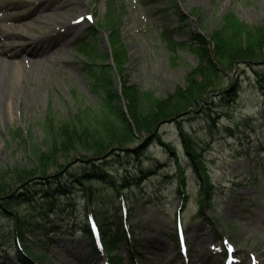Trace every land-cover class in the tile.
Masks as SVG:
<instances>
[{
    "label": "rangeland",
    "instance_id": "374dc122",
    "mask_svg": "<svg viewBox=\"0 0 264 264\" xmlns=\"http://www.w3.org/2000/svg\"><path fill=\"white\" fill-rule=\"evenodd\" d=\"M10 1L14 4L10 5ZM73 1V6L65 5L56 11L66 19L79 18V30L68 44L61 43L58 49L46 53L42 60L48 63L39 78L25 76L14 114H0V167L17 168L29 163L28 143L42 140V127L49 116L61 121L73 115L78 106L74 92L86 106H98L99 95L91 89L84 68L88 56L81 42L90 39L99 54H112L110 33L101 28L112 2L120 20L129 84L151 91L158 98L184 86L186 75L198 64L197 55L188 46L172 43H186L188 30L208 36L230 12L248 26L264 23V0H177L182 12L190 16L185 24L179 20L171 0H82V5L76 4L81 0ZM0 4V29L12 36L14 43L26 46L30 44L29 37L44 36L46 30L39 24L20 26L33 17L29 16L31 7L19 0H0ZM12 13L20 15L21 20L3 19ZM38 15L51 29L62 26L55 11ZM98 25L100 30L91 36V27ZM25 58L29 57L20 54L15 59L20 75ZM106 61L114 65L112 57ZM241 70L229 77V85L241 82L233 101L216 99L208 105L209 110L201 107L183 123L201 147V162L212 188L211 200L204 208L198 210L204 178L186 157L176 124H165L160 132L162 139L171 144V153L155 143L138 156L113 160L111 173L115 182L111 184L119 187L127 179L121 195L115 187L93 182V197L89 200L75 187L72 195L50 201L38 193L31 202L33 208L19 205L18 213L39 226L28 238L21 236L22 246L31 250H38L40 244L47 247V264H104L102 254L91 253V237L80 228L87 219L91 227L94 215L103 238L108 235L116 241L122 235L117 233L116 225L124 199L127 225L134 235L130 245L136 251L130 253L124 242L116 243V264H264V89L253 71ZM181 179L183 187H179ZM41 206L40 211L34 208ZM177 212L185 245L175 236ZM13 213L0 214V264H18ZM45 231L50 238L41 241Z\"/></svg>",
    "mask_w": 264,
    "mask_h": 264
},
{
    "label": "trees",
    "instance_id": "16d2710c",
    "mask_svg": "<svg viewBox=\"0 0 264 264\" xmlns=\"http://www.w3.org/2000/svg\"><path fill=\"white\" fill-rule=\"evenodd\" d=\"M171 2L179 20L184 24L189 22L190 16L182 12L177 0ZM194 15L199 17L197 12ZM99 27L92 26L90 35L94 36ZM102 27L110 33V56L99 54L94 41L90 39L81 42L88 56L84 68L89 74L91 89L99 95L98 106H86L74 92L78 106L73 115L61 121L49 116L42 127V140L28 143L29 163L17 168L0 167V214L14 212L12 229L16 239L39 227L17 211L22 204L33 208L31 202L38 193H43L42 197L50 201L60 195H72L75 187L85 185L89 192L83 188V193L92 199L91 185L100 182L115 187L120 194L126 187L127 179L119 187L111 184L115 182L111 173L114 171L113 160L122 161L133 154L138 156L155 143L171 153V144L162 139L160 132L163 125L171 123L176 124L186 157L204 178L205 187L199 190L201 210L211 200L212 188L201 162V147L185 130L183 123L194 110L201 107L209 110L208 105L216 99L233 101L241 89V82L236 80L229 85V77L235 71L243 72L242 68L253 71L257 82L261 81V89H264V23L248 26L230 12L208 36L188 30L186 43H172L179 47L188 46L197 55L198 64L186 75L185 85L164 98L129 84L120 20L113 2ZM107 57L113 58L114 65L108 64ZM118 84L121 89H118ZM140 143L141 147L138 148ZM134 146L137 148L133 149ZM183 180H180L179 187H183ZM51 204L48 202L50 208ZM34 208L40 211L42 206ZM117 219L116 231L123 234L121 239H125L123 220L120 216ZM110 226H114L113 223ZM82 231L91 237L92 249L96 250L89 229L83 227ZM114 241L108 235L101 238L108 250H112ZM20 257V264H47L42 250H28Z\"/></svg>",
    "mask_w": 264,
    "mask_h": 264
},
{
    "label": "bare ground",
    "instance_id": "6f19581e",
    "mask_svg": "<svg viewBox=\"0 0 264 264\" xmlns=\"http://www.w3.org/2000/svg\"><path fill=\"white\" fill-rule=\"evenodd\" d=\"M19 2L26 7H31L30 15H33L29 22L21 23L20 26L25 24L36 23L45 28L44 36L40 38L29 37L30 44L24 46L22 43H14L12 36L6 35L0 29V114L10 113L18 107V102L21 97L23 87V80L25 76H30V79L39 78L45 70L48 61L42 60L46 53L52 48L58 49L61 43L68 44V41L79 30L80 19H69L56 10H61L65 5L73 6V0H19ZM82 0L77 1V5H82ZM10 5L14 2L10 1ZM55 6L52 8V5ZM3 5L0 4V9ZM55 11L59 17V22L62 23L60 28H49L45 22L41 20L42 16L38 14L47 11ZM21 20V16L12 13L5 15L3 19ZM2 21V18L0 19ZM21 39V38H17ZM12 41V42H11ZM16 49H18L16 51ZM20 54H25L29 58H25V64L21 66L23 75H20L15 68V59ZM31 57V58H30ZM22 60V59H21ZM27 66V67H26ZM28 69L27 71H25Z\"/></svg>",
    "mask_w": 264,
    "mask_h": 264
}]
</instances>
